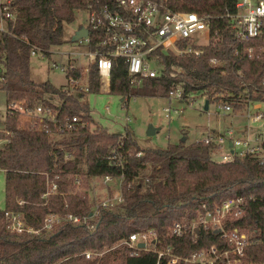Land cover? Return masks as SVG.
Here are the masks:
<instances>
[{
  "label": "trees",
  "instance_id": "trees-1",
  "mask_svg": "<svg viewBox=\"0 0 264 264\" xmlns=\"http://www.w3.org/2000/svg\"><path fill=\"white\" fill-rule=\"evenodd\" d=\"M95 1L9 0L15 18L6 21L5 30L0 31V90L4 91L6 101L31 103L55 94L63 99L60 112L77 114L85 124L54 138L19 123L15 113L5 111L1 126L8 130L9 136L0 146L4 195V207L0 209V264H156L152 251L140 250L137 255H129L125 245H116L129 233L147 228H153L161 245L169 246L177 255L220 245L217 234L210 230H200L195 236L189 233L172 236L168 227L174 220L192 219L200 209V202L211 206L229 194L246 198L242 215L225 221L226 227L245 230L250 241L236 264H263L264 161L258 163L246 157L214 160L208 146L181 140L164 149L139 148L127 129L112 133L99 126L90 128L83 94L64 97L58 87L30 76V46L38 47L48 57L50 48L65 42L64 25ZM160 1L170 10L220 15L225 10L232 11L235 0ZM88 32L93 44L92 30ZM256 42L261 43V38ZM158 54L160 74L143 78L132 86L127 84L123 65L116 59L107 91L121 98L167 97L169 90L179 87L182 98L189 92H200L207 95L209 102L215 92L236 94L240 90L232 71L234 61L246 74L248 89L258 86L264 73V54L235 60L223 40L204 46L198 56L174 57L159 51ZM210 57L223 59V67L210 66ZM87 83L88 93L98 92L99 80L93 66L89 67ZM3 137L0 133V138ZM64 152L70 157H64ZM43 172L50 178L57 174V191L62 192L47 196L45 203L40 197L44 190ZM120 174L122 203L101 211L91 229L63 223L49 232L31 235L6 228L3 214L6 210L19 213L33 227L41 224L47 211L85 216L91 203L85 191L75 188L74 180ZM84 251L102 253L86 258ZM166 258L161 257L158 264H166Z\"/></svg>",
  "mask_w": 264,
  "mask_h": 264
},
{
  "label": "built area",
  "instance_id": "built-area-1",
  "mask_svg": "<svg viewBox=\"0 0 264 264\" xmlns=\"http://www.w3.org/2000/svg\"><path fill=\"white\" fill-rule=\"evenodd\" d=\"M9 5V0L0 2V31L5 30L6 21H13L15 18ZM80 13L84 14L85 21L79 27L85 28L87 33L70 43L71 46L80 45L83 49L69 48L60 51L55 47L48 50L49 56L55 54L65 59L64 62L53 61L50 65L64 73L65 84L58 87L64 97L88 93L87 75L91 66L98 75V90H108L110 70L116 59L123 65L127 84L132 86L143 78L160 74L162 67L158 63V51L174 57L184 54L198 56L204 46L223 40L235 60L251 59L264 54V0H235L233 10H225V13L220 15L170 10L160 0H96L94 4L89 3ZM88 29L92 30L94 35L93 44L90 43L91 34ZM258 38H261V43L256 42ZM28 54L30 57H49L36 46H30ZM208 63L221 69L224 60L210 57ZM232 71L240 90L236 94L229 91L215 92L210 98L216 100L218 115L229 113L239 117L240 125L235 126L230 122L229 126L222 129L206 127L192 142L208 146L214 160L226 161L233 157H246L262 163L264 112L259 108L264 103V73L259 85L248 89L246 74L235 65V61ZM168 96H174L179 101L192 98H182L179 87L169 90ZM62 102L63 99L55 94L45 100L31 103L24 100H7L5 111L15 113L21 124L44 131L49 136L59 137L85 124L77 114L61 113ZM163 111L166 117L171 118L169 107H164ZM171 111L176 113L177 109L173 108ZM0 133L4 134L0 141H7L8 130L1 126ZM65 153L64 157L70 156ZM138 154L139 152L136 153ZM42 174L44 190L40 197L45 203L47 196L62 192L57 191V174H53L52 178L46 172ZM100 177L104 193L96 197L92 191L87 215L47 211L42 216L41 224L33 227L27 224L19 213L6 210L3 212L6 228L12 232L31 235H39L42 231L49 232L63 223L81 224L91 229L101 211L111 210L123 201L120 190L122 174ZM111 181L115 182L114 186H110ZM78 183L79 179H75L74 184ZM245 200V196L241 194H229L211 206L200 202V209L192 219L174 220L168 227V234L172 236L184 233L195 236L200 230H210L217 234L220 245L212 244L191 249L185 255H177L172 253L169 246L161 245L153 228L131 232L116 245H125L129 249V255H137L140 250L152 251L156 255V264L161 257H167L166 264H236L250 241L245 230L226 227L225 221L242 215ZM139 243H142V246H139ZM148 244L150 246H147ZM82 253L87 258L100 256L102 251Z\"/></svg>",
  "mask_w": 264,
  "mask_h": 264
},
{
  "label": "rangeland",
  "instance_id": "rangeland-1",
  "mask_svg": "<svg viewBox=\"0 0 264 264\" xmlns=\"http://www.w3.org/2000/svg\"><path fill=\"white\" fill-rule=\"evenodd\" d=\"M5 0H0L4 2ZM84 14L77 13L73 21L64 25L63 37L65 42L56 46L60 51L69 48L82 50V46L73 45L70 39L78 29L84 24ZM53 47L52 49H54ZM64 62V57L51 54L48 58L30 57V76L37 81H47L54 87H61L65 84L63 71L51 67V62ZM187 97L191 99L179 101L174 96L161 97L158 95L139 96L129 95L120 100L116 93L108 92L105 88L98 92H91L84 95L83 100L87 104L90 116L89 127L99 126L112 133H122L128 130L130 136L139 148L164 149L168 144H174L184 137V143H191L199 137L206 127L209 129H222L232 125H240L239 117H234L229 113L217 114L219 112L215 103L216 100L207 101V108L203 109V103L207 100V95L200 92H189ZM164 107L170 108L171 118L166 117ZM176 108L177 112L172 113L171 109ZM6 95L0 90V128L5 115ZM264 112V103L259 108ZM153 128V134L147 135V130ZM56 138L57 136H52ZM2 142L0 141V146ZM67 154V153H65ZM115 154V152L113 153ZM116 155V154H115ZM66 157H70L67 155ZM78 179V178H77ZM112 182V181H111ZM114 181L110 186H114ZM76 189L85 191L91 202V193L95 192L96 197L104 193L101 177L94 176L86 181L80 180ZM4 207L3 195V173L0 170V209ZM147 246H150L149 244Z\"/></svg>",
  "mask_w": 264,
  "mask_h": 264
},
{
  "label": "water",
  "instance_id": "water-1",
  "mask_svg": "<svg viewBox=\"0 0 264 264\" xmlns=\"http://www.w3.org/2000/svg\"><path fill=\"white\" fill-rule=\"evenodd\" d=\"M86 33H87V30L85 28L79 27L78 29L75 30V32L73 33V35H72L70 40L74 41V40H76V39H78V38H80L82 36H85ZM120 100H122V98H120ZM206 107H207V100H205L204 103H203V109H206ZM263 128H264V124H263ZM153 132H154V129L153 128H149L146 133H147V135H150V134H153ZM180 140L183 141L184 137H181ZM89 215H90V213H89ZM138 245L142 246V243H139Z\"/></svg>",
  "mask_w": 264,
  "mask_h": 264
}]
</instances>
